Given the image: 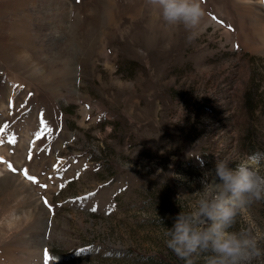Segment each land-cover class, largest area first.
I'll return each mask as SVG.
<instances>
[{
    "label": "rangeland",
    "instance_id": "1",
    "mask_svg": "<svg viewBox=\"0 0 264 264\" xmlns=\"http://www.w3.org/2000/svg\"><path fill=\"white\" fill-rule=\"evenodd\" d=\"M201 6L192 37L149 0H0V264H186L164 232L216 159L264 175V0Z\"/></svg>",
    "mask_w": 264,
    "mask_h": 264
},
{
    "label": "clouds",
    "instance_id": "2",
    "mask_svg": "<svg viewBox=\"0 0 264 264\" xmlns=\"http://www.w3.org/2000/svg\"><path fill=\"white\" fill-rule=\"evenodd\" d=\"M166 26H179L196 35L205 15L201 0H149ZM191 38V37H190ZM258 155H226L205 172L203 195L195 207L181 211L164 232L165 243L186 264L209 253L206 264H251L264 256V237L253 226L235 229L238 217L257 203H264V175Z\"/></svg>",
    "mask_w": 264,
    "mask_h": 264
},
{
    "label": "snow or ice",
    "instance_id": "3",
    "mask_svg": "<svg viewBox=\"0 0 264 264\" xmlns=\"http://www.w3.org/2000/svg\"><path fill=\"white\" fill-rule=\"evenodd\" d=\"M6 127H7V126L5 125V128H6ZM0 131H2V129H0ZM37 136L39 137V134H37ZM10 142H13V143H14V138H13V140L10 141ZM29 159H31V155L29 156ZM24 175H25V177H26L27 179H29V180L35 182V178L29 176L28 173H27V170L24 171ZM41 186H42V187H46V186H44V185H41ZM45 203L47 204V201H45ZM50 259H51V258L49 257L47 250H45V262H46V264H48V261H49Z\"/></svg>",
    "mask_w": 264,
    "mask_h": 264
}]
</instances>
